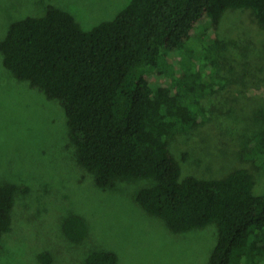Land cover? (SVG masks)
I'll list each match as a JSON object with an SVG mask.
<instances>
[{
	"label": "trees",
	"instance_id": "trees-1",
	"mask_svg": "<svg viewBox=\"0 0 264 264\" xmlns=\"http://www.w3.org/2000/svg\"><path fill=\"white\" fill-rule=\"evenodd\" d=\"M229 9L251 10L264 30V0H132L91 30L50 5L44 16L12 23L0 52L18 80L62 104L80 162L98 186L153 179L137 201L173 231L218 225L208 264H264V194H255L254 175L238 169L219 179L184 176L172 151L177 138L208 121L203 99L226 86L217 31ZM210 30L212 43L205 40ZM186 54L199 57L196 67L183 61ZM245 155L264 169V129ZM18 191L0 186V241L12 229ZM64 233L81 241L88 227L73 215ZM39 258L51 260L47 253ZM87 264H119V258L95 251Z\"/></svg>",
	"mask_w": 264,
	"mask_h": 264
},
{
	"label": "rangeland",
	"instance_id": "rangeland-1",
	"mask_svg": "<svg viewBox=\"0 0 264 264\" xmlns=\"http://www.w3.org/2000/svg\"><path fill=\"white\" fill-rule=\"evenodd\" d=\"M131 1L0 0V41L12 23L44 16L50 5L91 30L115 19ZM204 33L203 26L199 34ZM217 34L219 76L226 86L203 99L208 121L177 138L172 151L184 176L219 179L247 169L255 177V194L263 195L264 169L245 153L264 129V30L251 10L229 9ZM205 35L212 43L216 32ZM182 59L193 67L199 61L187 54ZM154 184L153 179H134L98 186L96 175L80 162L62 104L18 80L0 52V186L19 188L12 229L0 241V264H44L39 258L44 253L51 257L49 264H87L95 251L116 253L119 264H208L218 225L173 231L137 201L138 192ZM73 215L88 227L81 241L64 233L65 220Z\"/></svg>",
	"mask_w": 264,
	"mask_h": 264
}]
</instances>
